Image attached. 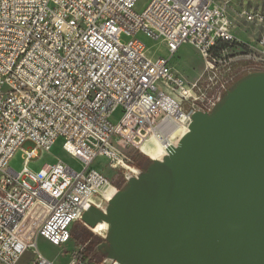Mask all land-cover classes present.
I'll return each instance as SVG.
<instances>
[{"label": "built area", "instance_id": "1", "mask_svg": "<svg viewBox=\"0 0 264 264\" xmlns=\"http://www.w3.org/2000/svg\"><path fill=\"white\" fill-rule=\"evenodd\" d=\"M137 1L0 0L1 263L31 250L26 264H57L38 250V239L66 245L83 212L116 191L94 160L107 159L124 179L137 169L126 147L143 152L148 137L163 149L177 143L192 112L206 110L226 83L218 70L231 59L221 55L225 48L243 44L252 67L264 64V33L239 40L226 0H149L140 11ZM249 16L258 12L242 11ZM137 33L164 43L170 56L184 44L196 48L208 57V80L189 82L170 70L169 58H149ZM121 34L132 38L122 43ZM219 42L227 46L214 57ZM58 140L82 168L55 161L31 170L30 161ZM19 148L23 166L14 171L8 164ZM85 249L76 246L65 264H116L92 261Z\"/></svg>", "mask_w": 264, "mask_h": 264}, {"label": "water", "instance_id": "2", "mask_svg": "<svg viewBox=\"0 0 264 264\" xmlns=\"http://www.w3.org/2000/svg\"><path fill=\"white\" fill-rule=\"evenodd\" d=\"M148 155L81 221L116 264H264V69L194 111L175 145Z\"/></svg>", "mask_w": 264, "mask_h": 264}, {"label": "rangeland", "instance_id": "3", "mask_svg": "<svg viewBox=\"0 0 264 264\" xmlns=\"http://www.w3.org/2000/svg\"><path fill=\"white\" fill-rule=\"evenodd\" d=\"M149 0H138L135 9L140 11L148 3ZM225 1V0H219ZM227 5L225 7V13L230 24V30L235 34V36L242 42L252 43L255 41L258 35L264 33V25L255 20H248L241 17L243 10L258 12L259 14H264V0H226ZM253 23V24H252ZM261 25V26H257ZM136 37L139 38L146 45V55L149 58L156 57H165L169 58V68L170 70L182 76L185 80L189 82H203L208 80V69L207 62L208 57L205 58L202 54L189 44H184L180 46L176 52L170 56L164 43L160 41H154L147 38L142 33H137ZM132 36H126L125 34L120 35V42L126 43ZM244 48L236 47H227L225 51L221 54L222 56H227L230 59L229 64L226 68L218 66L220 71V77L222 80L220 82L227 81L236 74L239 70H243L248 67H252V62L243 57ZM264 64H260V69H262ZM219 91V86L215 88L212 96H216V93ZM120 117V111L117 110L111 121L116 123ZM62 141L58 142L52 147L50 151L41 150L38 157L34 160H31L29 163V168L33 171H37L45 163H53L55 161H61L71 167L72 169L79 171L82 168L80 161L62 149ZM30 146V143H26L23 147L27 148ZM126 153L130 155L143 156V152L139 149H134L126 147ZM147 156V155H146ZM23 157L24 153L22 149H17L9 161L8 166L11 167L14 171H20L23 166ZM93 165L97 168H102L103 172L106 174L111 183L116 186L123 183V177L121 172L109 164L107 159L96 158L93 162ZM120 185V186H121ZM72 226V225H71ZM80 232L90 233V235H98V232L91 230L88 226L84 225L82 221H77L71 227V239L66 245L63 246H53L44 241L43 239H38L37 247L38 250L48 257L49 259L54 260L57 264H65L68 260L69 253L76 247L82 244L87 243L80 242L76 243L73 239V236H77ZM100 237V236H99ZM80 241V240H79ZM67 251L65 256L61 255L62 252ZM92 254H94L92 252ZM98 254V253H96ZM91 259V255H87ZM32 257V251H24L15 264H26L29 259ZM0 264H3L0 262Z\"/></svg>", "mask_w": 264, "mask_h": 264}, {"label": "trees", "instance_id": "4", "mask_svg": "<svg viewBox=\"0 0 264 264\" xmlns=\"http://www.w3.org/2000/svg\"><path fill=\"white\" fill-rule=\"evenodd\" d=\"M226 46H227V44H225L223 42H219L217 44L216 48H214L213 50H211V52H210L211 55L214 56V57H217L218 55H220L219 50L222 49V48H225ZM240 47L241 48H245L243 44H240ZM254 69H255L254 67H248V68H245V69H243L241 71L239 70L236 74H234L231 77V79H229L230 84L233 82L234 79H236V77L240 73L245 72L247 70H254ZM132 157H133L134 163H135V165H136V167L138 169H141V170H145L146 169V167L149 164L148 156L143 155V156H139L138 157L137 154L136 155L134 154ZM120 185L121 184H119L117 186V188H119ZM73 239L78 244L80 242L88 241L84 254L85 255H91V260L92 261H100V260H102L104 258V256L102 254H100V253H98V254H92L93 249L96 246V244H98L101 241V238L99 236H97V235H95V236L93 235L92 236V235H90V233L80 232L77 236H73Z\"/></svg>", "mask_w": 264, "mask_h": 264}, {"label": "bare ground", "instance_id": "5", "mask_svg": "<svg viewBox=\"0 0 264 264\" xmlns=\"http://www.w3.org/2000/svg\"><path fill=\"white\" fill-rule=\"evenodd\" d=\"M248 20H255L259 23H262L264 25V14H259L258 13V18L256 16H249V18H247ZM262 69H264V65L262 67ZM176 143H173V141H166L165 142V147L168 145H175ZM142 151L150 156H152L153 158H160L163 155V147L161 144H159L156 140H154L152 137H148L141 146ZM106 194H110L111 192V188L110 187H106L105 190ZM93 206H96L98 208L102 207V202H95L94 204H91ZM100 225L95 226L94 228H92L93 231L98 232L100 231ZM99 263H110L109 260H105L102 259L99 261Z\"/></svg>", "mask_w": 264, "mask_h": 264}, {"label": "flooded vegetation", "instance_id": "6", "mask_svg": "<svg viewBox=\"0 0 264 264\" xmlns=\"http://www.w3.org/2000/svg\"><path fill=\"white\" fill-rule=\"evenodd\" d=\"M230 84L229 80L226 81V83L223 84L221 89H225Z\"/></svg>", "mask_w": 264, "mask_h": 264}, {"label": "crops", "instance_id": "7", "mask_svg": "<svg viewBox=\"0 0 264 264\" xmlns=\"http://www.w3.org/2000/svg\"><path fill=\"white\" fill-rule=\"evenodd\" d=\"M253 24V23H252ZM257 26H261V25H257ZM261 27H263V26H261Z\"/></svg>", "mask_w": 264, "mask_h": 264}]
</instances>
